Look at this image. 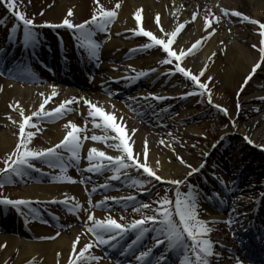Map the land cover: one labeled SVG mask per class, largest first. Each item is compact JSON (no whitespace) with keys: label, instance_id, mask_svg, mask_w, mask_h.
Wrapping results in <instances>:
<instances>
[{"label":"snow or ice","instance_id":"snow-or-ice-1","mask_svg":"<svg viewBox=\"0 0 264 264\" xmlns=\"http://www.w3.org/2000/svg\"><path fill=\"white\" fill-rule=\"evenodd\" d=\"M95 8L92 11V15L89 19L83 20L80 23H75L73 20L74 10L68 8L65 16L58 23L50 21H43L37 25L34 17H27L25 11L17 10L18 5L16 0H0L7 10L14 15L17 23H14L9 29L8 41L10 43H17V33H19V45L24 52H34L39 48L41 44V33L38 28L48 27L51 29H66L69 30L75 41V46L84 50L87 57L90 60H99V50L101 48V42L96 39L97 33L106 34L110 30V25L117 18L118 9L121 7L120 0H116V4L112 8H106L100 3V0H93ZM175 11V10H174ZM143 8H137L133 13L136 27L128 30L135 36H140L146 39V42L135 46L131 51H143L159 48L164 54L162 59L158 60L159 65H172L165 70L162 75L173 76L180 74L185 80L190 81L191 90L181 94L182 98L189 96H199L202 98L201 102H206L217 112L222 113L229 119V123L235 128L237 126L236 119L232 118L229 109L222 106L219 103L213 101V90L209 86L210 82H214V77L208 75L205 80L201 77L205 75L208 68V62L212 61L216 56V52L213 51L208 56L207 61L199 69L198 72L193 71L185 66H182L181 61L187 56L192 55L196 50L203 46L202 42H207L209 38L213 36L217 31V25L220 22V17L214 16L209 10L208 14L203 17V29L205 35L200 36L191 45L185 49L183 47H173L174 42L177 39L178 34L185 28V25L190 21L185 20L178 23L174 29L165 31L161 26L160 13H156L154 22L159 30V35L151 30H147L141 26ZM221 12L223 16H234L240 18L244 22H250L254 25H258L259 42L258 45L253 43L251 47L253 49L258 48V59L251 65L250 71L244 77L243 83L240 85L236 95L239 97L240 93L244 90V87L253 79L254 74L257 71L264 72V22L258 19H253L249 15L239 10H230L228 8H222ZM43 14V10H41ZM211 17V19L209 18ZM197 18V12H192L191 21H195ZM5 24L4 20H0V26ZM107 38V37H105ZM62 41V37H58ZM220 51L226 54L227 46L224 41L220 42ZM133 75L124 77L126 80H138L142 77H146L150 73L158 71L157 68L148 70L136 71L131 65L128 66ZM9 75L17 76L20 78H38L35 73L32 72L29 64L21 61L17 69H7ZM3 72H0L2 75ZM119 80L121 78H112ZM0 85V90H2ZM111 89L108 90V95H113ZM39 96L42 97V102L39 104L38 109L31 111L30 114H25V110L20 106V102L17 100L14 103H10L9 107L13 110H19V120H14L11 115L7 118L13 123L18 125L17 140L14 148L10 153L6 155L4 159V167L0 168V188L5 184L15 183L16 178H23L24 176L31 175L32 172H40L41 169L36 168L33 161H39L46 164L49 168H59V174H49L53 181L58 182H72L75 183L74 177L68 174V168L77 167L79 170V162L81 160V153L85 140L105 142L108 148L114 149L118 154L111 155L104 150L95 146L88 147L84 159L88 162L86 165V171L91 173H102L107 170L112 173L109 179L120 180L123 176L130 179V186L137 187L141 191H148L145 185L155 182H163L174 188V198L168 195L167 190L163 196H157L155 200L149 202L138 201L135 195H129L127 197H108L104 196L101 200L95 202L92 201L89 195L88 207H84L81 202L76 200L75 197H68L67 195L63 200L57 201L52 199V203H60L66 206V210L69 213H74L79 216L80 212L86 213V220L84 222L85 233L91 234V238L86 242L82 241L81 235L77 234L71 243L70 254L66 261V264H93V262L99 261L100 256L94 255L91 250L95 247L107 246L112 249H120L119 254L121 256L132 255V260L129 264H167L168 257L174 256L176 264H211V258L215 255L214 241L210 238V233L213 228L210 226L212 223H219L217 220H206L200 217L199 208L202 201L212 202L218 200L220 203L225 201L219 197V194L204 193L200 189L199 185L192 184L189 180L190 177L196 174H200L202 169L205 168L207 161H201L198 166L194 167L192 164L187 163L183 157L176 154V159L188 169L186 174L179 179H171L166 176L158 174L161 167L159 159L154 163L149 160V146L148 141L145 138L142 142V148L139 151H134L133 145L135 140L132 139L137 129L126 128V122L124 118L117 117L115 114V106L112 105V111L105 110L103 105H99L85 97H70L60 101L56 107L46 109L45 106L52 101L53 97L58 96V90L55 85L51 86L50 95L45 96V93L40 92ZM149 97L156 101L167 99L168 97L159 96L154 93H149L143 99L147 100ZM264 99V97H260ZM81 102L86 106L87 111L84 118V124L78 125L77 123L69 120L64 125L67 129L63 138L51 147L33 148L31 146L33 138L42 129L37 127L41 121H51L58 119L74 109L73 105H79ZM237 113L240 110V103L237 99L236 103ZM258 111V109H255ZM7 115V114H6ZM91 123L94 129H101V135H97L95 132L91 136H88L87 126ZM227 127V125H225ZM34 129V130H33ZM169 135H171L169 133ZM201 135H205L201 133ZM175 137L172 138L175 141ZM223 139V137H222ZM243 139L253 144L254 141L247 135L243 136ZM159 144L164 145L171 149L175 153V147L172 143L165 144V140L161 139ZM264 148V145H258ZM194 147V145H193ZM215 147V144L213 145ZM204 156L210 155V153H203ZM132 172L136 178L129 177V173ZM142 172V175H141ZM218 182L222 185L224 182L216 176L215 172L212 173ZM205 182H207L206 178ZM80 183H86V179L81 177ZM110 185L105 182L102 185H93L91 192L94 193L97 189L108 188ZM182 187H186V191L182 190ZM225 190L228 191L227 185H224ZM71 201V202H70ZM112 201L116 204H121L124 208L134 204L132 208L133 212L141 213L139 218L131 219L128 222H120L124 220L121 216L120 220L111 215H105L103 218H99L94 214V209L104 208L106 206L110 208L108 202ZM35 203H40L39 200ZM33 201L31 199L18 198L11 199L8 196L0 195V205L14 207L21 216H25V222L27 223V216L24 211V206H29L28 214L32 215L35 219L36 209L31 207ZM151 212V214H148ZM229 225L235 223V220L231 217L223 221ZM60 235L59 232L54 236L38 237V239H54ZM131 235V239L125 240L126 237ZM145 239L151 240V245H145ZM120 241H124L123 244ZM7 242L0 244V248L5 247ZM78 244L80 247L78 248ZM155 249H162L158 254L154 252ZM57 257L60 253L57 252ZM25 264H35V257L27 260ZM59 264V261H57ZM116 264H121L118 259ZM239 264V261H238Z\"/></svg>","mask_w":264,"mask_h":264},{"label":"bare ground","instance_id":"bare-ground-1","mask_svg":"<svg viewBox=\"0 0 264 264\" xmlns=\"http://www.w3.org/2000/svg\"><path fill=\"white\" fill-rule=\"evenodd\" d=\"M79 0H74V3H78ZM216 2L213 1L212 4L208 3V0H122L121 10L119 12L118 19L114 24V35L110 38L109 43L107 44V48L104 51V60L102 61V70H105L109 74L119 75L122 74L117 71H112L114 65L111 62L114 59H119L122 55H125L122 51H130L133 47L139 45L141 40H136L135 35H133L130 31L133 27H136L133 13L137 8L142 7V21L141 26L145 27L147 30H151L157 35H159V30L157 25L154 22L155 14L158 12L161 16V26L165 29V31H170L175 22H183L185 20H189L190 22L186 24L184 31L179 36L176 47H183L187 49L191 43H193L198 37L205 35V31L203 29L204 19L203 17L208 14L209 10L214 16H218L220 14V22L221 24L213 25L217 27V33L213 34L211 38H209L208 42H206L205 46L195 55L185 60V63L188 67L192 69H198L203 66V64L207 61L208 56L211 55L213 51L216 52V56L222 53V56L216 60V56L211 61V65L209 66L211 69L208 71V75H212L216 79L225 80L226 83L232 84L236 89L238 88V80L241 78L244 79L246 74L250 71L251 65L256 61L254 59V52L250 51L246 47V43L248 41L257 42L260 38L255 32L257 31V26L253 25V29H249V25H238L233 20L240 19L232 16H223L220 8L218 11H214L213 5ZM226 8H229L230 12L232 10H239L253 19L264 20V0H224ZM227 5V6H226ZM69 0H60L55 4L54 7L50 8L46 11V21L58 23L62 20V18L66 14V10L68 9ZM85 4H83V7ZM82 4L79 5V9H81ZM210 7L212 9H210ZM78 7L74 4V12H79ZM175 10V11H174ZM197 12V18L193 22L190 20L192 12ZM76 16V15H75ZM74 16V18H75ZM211 19V17H209ZM241 20V19H240ZM242 21V20H241ZM219 22V23H220ZM244 22V21H242ZM231 23H234V26L231 27ZM236 24V25H235ZM248 27V28H247ZM230 29L231 31H229ZM223 40L224 44L227 46L226 54L220 51L221 45L220 41ZM112 52H115L112 53ZM23 53H25L23 51ZM112 54L116 55L111 57ZM41 56V55H40ZM78 58V57H76ZM159 58L158 53H152L151 55L137 57L133 60L127 62L128 65H131L134 69H143L148 68L150 65ZM116 60V61H117ZM210 62V61H207ZM110 64V65H109ZM115 65H117L115 63ZM122 70L124 67L121 66ZM61 69H58L57 72H61ZM161 72H165V68H161V71L156 72L154 75H161ZM262 72V71H261ZM264 74V72H262ZM84 76L82 74H69L67 76H63L59 79L61 82H71L77 84H84L86 81L83 79ZM84 81V82H83ZM99 83V82H98ZM0 85H2V90H0V109L5 112L12 113L13 109L9 107L10 103H14L15 101L20 102V106L24 108L27 113L34 111L38 108L39 104L42 102V97L39 96L40 92L45 93V96L50 95L51 87L48 88L44 85H22L16 82L4 80L0 77ZM96 85V83H94ZM261 83L256 79L251 80L249 84L246 86L243 97L245 98L244 102H255L259 101L260 97L264 96V91H259V87H261ZM92 87V86H91ZM94 88V87H92ZM99 90V87L96 86ZM95 89V88H94ZM105 89V88H104ZM101 90V88H100ZM94 91V90H93ZM75 88H72L70 92H64L63 94H59L57 97L53 98L52 101L49 102L48 105L53 107L58 102L62 101L64 98L66 99L69 93H75ZM255 92H259V94H255ZM92 93V92H91ZM94 91L93 96H99L105 110L112 111L111 103L116 106L114 109L117 117L125 116V120H127L129 114L126 113L125 106L120 102V94H113L114 100H109L108 95L104 94L97 95ZM221 103L227 104L225 100L220 99ZM256 105V103H254ZM81 106V112L83 114L86 113L87 108L81 102L79 104ZM77 107L78 105H74ZM56 107V105L54 106ZM260 105H256L255 107L250 109V114L246 115L243 119H248V123H252L253 119L250 116L259 111ZM255 109H258L255 110ZM248 109L244 106L242 112H246ZM131 115V114H130ZM141 120L144 128H149L147 125L148 122L136 114ZM244 116V115H243ZM149 121V120H148ZM66 124V120L55 123L53 125H47V127L52 131L51 134L53 136H49L46 134V138L52 143L58 142V140L63 137L67 129L64 127ZM149 125V124H148ZM145 131V130H144ZM187 131L192 136L201 135L203 131L197 126H190ZM50 133V132H49ZM144 134V133H143ZM150 139H156L155 133L148 134ZM255 138V136H254ZM264 138V137H263ZM138 141H142L139 139ZM14 138L11 131L8 129L0 130V150H5L11 147L14 144ZM165 144H168L165 142ZM264 145V144H263ZM95 146L101 149L102 143H94L93 141H89L88 145H85V152L88 147ZM149 146V160L154 163L155 160L159 159L161 164V175L171 178V171L176 173H186L188 170L185 169V166L180 162L171 159L173 156V152L170 148L162 145L163 153H161L158 147L152 142H148ZM142 148V143L137 144V150L139 151ZM106 153L115 154L116 151L114 149L108 148L106 149ZM85 161V165L82 168L86 169L87 161ZM257 186L253 187H245L239 190L235 195V202L232 205L234 208L233 215H236L237 219L240 218L241 214L244 213L246 208H248L249 203L252 201L251 199H247L246 196L252 195L256 193ZM91 191L89 188H85L84 191H81L79 186L73 185H32L25 188V191H20L22 198L27 199H42V200H52L55 198L57 201L63 200L65 196L75 197L76 200L84 204L86 206L85 196L86 194H90ZM99 200V197H96L93 202ZM71 202V201H70ZM206 210H208L210 216L215 219L218 216H214L211 212V207L205 203L201 202ZM253 205V202H252ZM66 207V206H65ZM94 214L103 218L106 214L102 212L100 208H96L93 210ZM63 212V211H62ZM76 219L85 222L86 213L83 211L80 212L79 216L74 215L71 218L70 222H74ZM80 232H84V229L78 230V227H74L71 230V235L67 232H62L60 236L55 238L54 240H43V241H28L20 238L13 237L9 234H5L2 236L3 240H7V247L4 251V257H8L16 246H21L19 250V255L17 256L14 264H23L25 261L30 259L31 257H43L44 262L40 264H55V262L59 259L63 260V262L69 257L71 243L74 240L75 236ZM81 235V234H80ZM82 241L86 242L81 235ZM57 252L60 253L61 258L57 257ZM66 262V261H65ZM64 262V263H65ZM99 264H107V262L101 261Z\"/></svg>","mask_w":264,"mask_h":264},{"label":"rangeland","instance_id":"rangeland-1","mask_svg":"<svg viewBox=\"0 0 264 264\" xmlns=\"http://www.w3.org/2000/svg\"><path fill=\"white\" fill-rule=\"evenodd\" d=\"M58 1L60 0H16V3L18 5L17 10H23L25 11L26 15L34 17L36 19H38L40 22L46 21V11H48L50 8L54 7L56 3H58ZM110 3L111 5H115L116 4V0H100V3ZM122 2V0H120V3ZM69 4L70 6H68V8H73L74 10V4L76 7H78L79 9V5L82 4L81 9H79V12L75 13L74 12V16H73V20L74 21H80L82 20L84 17L88 16L89 13L92 11L93 9V5L94 2L93 0H79L78 3H74V0H69ZM83 4H85V6L83 7ZM212 4V3H211ZM222 4V3H221ZM219 4V5H221ZM122 6V5H121ZM216 10H218V7L214 4L213 5ZM121 8V7H120ZM119 8V9H120ZM118 9V10H119ZM41 10H43V14H41ZM246 14V13H245ZM247 15V14H246ZM261 22H264V20ZM179 22H175V24L177 25ZM231 27L234 26L232 23L230 24ZM238 25H244V24H238ZM246 25H249V29H253V25L252 23H246ZM257 27H259L258 25H256ZM247 27V28H248ZM175 28V27H174ZM173 28V29H174ZM229 31H231L230 29H228ZM184 31V29L178 34L176 41L173 44V47L176 46L177 41L179 36L182 34V32ZM253 32L256 33L259 36L258 31L255 32V30L253 29ZM4 33H6V31H4ZM136 40H141V44L146 42V39L143 37L138 36L136 38ZM2 40H0L1 43ZM259 39L257 40V42H252V41H248L246 43V47L248 50L253 51L254 52V59L257 60L258 59V48L257 49H253L251 47V45L253 43H256L258 45ZM203 44V42H202ZM66 46V45H65ZM205 46V43L203 44V46L201 48H199L198 50H196L192 55H189V57H186V59L192 57L193 55L197 54L203 47ZM155 53L159 54V58L154 61L152 63V65L154 64H158V60L163 58V53L156 48V50L154 51ZM222 56V53L220 54ZM220 55L216 56V60H218V58L220 57ZM183 61H181L182 66L183 65ZM212 64V63H211ZM210 64V65H211ZM159 65V64H158ZM209 65V66H210ZM166 66V65H163ZM186 67V66H185ZM33 68L36 69V71H42L41 73V79L43 82H47V81H56V80H51L50 78H46L47 72L46 70L43 71L41 66H34ZM190 68L193 73L198 72L200 68L198 69H192ZM211 68L208 67L206 72H205V76L203 77L204 79H206V77L208 76V71ZM85 80V78H83ZM254 79H256L257 81H260L262 86L259 87V91H264V76H262L261 74L256 75L254 77ZM84 82V81H83ZM243 82V78L238 80V88L235 91V88L233 87L232 84L226 83L225 80H219L216 79L214 77V82H210L209 86L212 87L213 90V101L215 103H219L224 107H227L229 109V113L231 115L232 118L236 119L237 121V126L234 128L232 126V124L229 123V119L226 118L224 115H216L215 117H205L204 115H200L197 118L194 119V116L191 120H183V118L187 117V116H191L193 113L197 112L196 110H194V108H198V98L192 97L191 101L186 104L183 105L180 109L176 110V114L174 115V117L172 119H170L169 121H166L164 123H158L159 126L157 127H152L151 125H149V128H144V126L142 125V123L135 117H133L132 115L129 114L128 110H124L126 111V113L129 114V116L127 117L128 119L125 120V116L124 121L126 122V128L127 129H131V128H135L137 129V131L132 134V139L135 140V144L133 145L134 147V151H138L137 150V144L142 143L143 140L146 138L148 142L152 141L159 149V151L161 153H163L162 150V145L159 144V141L161 139H164L165 142L167 143H172L173 147H175V153L172 155L173 157L171 159H174L176 161H178L176 159V154H179L181 157L184 158V160L187 163L192 164L194 167L198 166L199 163L205 159V156L203 155V153L207 152V150L213 148V142L215 143L216 138L225 135H229V139H231V144L234 141V143L230 146H228L225 149V155L222 154V156H220L222 158V161H220L219 163V167H226L227 168V172H225V175H231L235 172H237V169H242L244 165H242V163H245L247 159H249L248 157H251L255 154V152L257 153V156L260 157L262 160V163L264 162V148L259 147L258 145H263L264 144V99L259 100V101H255V102H244L245 98L243 97V92L244 90L240 93L239 97H237L236 93L240 87V85ZM47 87V85H45ZM86 86V87H84ZM49 88V87H48ZM246 88V86L244 87ZM164 89V88H163ZM67 89L63 88V92H65ZM76 92L75 93H69L67 98L70 97H85L91 100V95L94 94V91L96 93L99 94V92L90 87L89 84L84 82V85L80 86V87H75ZM94 90V91H93ZM173 91H175L176 93H184L187 91L191 90V83L190 81L187 80H181V83L178 84L176 87H174L172 89ZM165 91V90H162ZM70 92V91H67ZM92 92V93H91ZM259 94V92H255V94ZM97 94V95H98ZM94 97V102H97L99 105H102V101L100 100V98L98 96H93ZM223 99L226 101V105L224 103H221L219 100ZM237 99L239 100L240 103V110L239 113H237V109H236V103H237ZM256 103V105H260L259 107V111L255 114H252L251 119H253L252 123H248V119H243L244 117H246V115L250 114V109L255 107L256 105L254 104ZM114 105L113 103H111V106ZM246 107L248 109V111L246 112H242L243 107ZM39 107V106H38ZM46 109H50V107L48 105L45 106ZM38 109V108H37ZM36 110V109H35ZM7 114V115H6ZM25 114H30L27 113L25 111ZM11 115L13 117L14 120H19L20 116H19V110H13L12 113L10 112H5L2 109H0V130L2 129H9L13 135L14 138V142H16L17 140V135L16 133L18 132V125L13 123L12 121H10L7 116ZM244 115V116H243ZM65 119L67 121L71 120L75 123H77L78 125H83L84 124V118H82V116L80 114L75 115V112H73L71 115H66ZM56 121L53 120L52 124H54ZM225 125H228V127L226 128ZM88 126L90 128H88L87 130V135L91 136L93 134V132H95L97 135H101L102 130L101 129H94L91 125V123L88 124ZM190 126H197L198 128H200L203 133L205 135H197V136H192L187 129ZM37 127H40L42 130L40 132H38L36 134V136L33 138L32 140V144L31 146L33 148H42V147H46V146H52V142L49 141L46 138V134L48 133L51 134L52 131H50V129L45 126V125H38ZM34 130V129H33ZM145 130V131H144ZM50 132V133H49ZM144 133V134H143ZM149 133H155L156 134V139H150L148 134ZM169 133L171 135H169ZM247 135L249 136L254 143L253 144H249L247 143L244 139L243 136ZM49 136H53V135H49ZM255 136V138H254ZM175 137V141L172 140V138ZM139 139H142V141H138ZM87 141V140H85ZM94 143H102L101 149L104 150L106 152L107 149V144L105 142H100V141H93ZM89 143V140L87 141V145ZM213 144V145H212ZM194 145V147H193ZM15 143L9 147L8 149L5 150H0V167L2 165H4V159L6 158V155L8 153L11 152V150L14 148ZM164 146V145H163ZM242 147L243 150L241 153H237L238 149ZM260 150H257L259 149ZM236 153V154H235ZM82 154V153H81ZM118 154L117 152L114 154L116 155ZM219 156V154H216ZM81 161V160H80ZM179 162V161H178ZM257 162V161H255ZM183 165V164H182ZM185 166V165H184ZM213 167L216 168L215 165H213ZM59 169V168H58ZM77 169V167L73 166L68 168V174L71 175L72 177H78L77 174L75 172V170ZM185 169H187V167L185 166ZM255 170V174L253 176H250L249 178H247L243 184V188L245 187H253V186H257L260 187L261 185L264 186V164H262V166L260 168H254ZM224 170H222L223 172ZM103 173L106 175L105 178L99 179V182H107L108 184H111L114 180L109 179L112 175V173L110 171H103ZM131 173V172H130ZM171 179H179L182 178L186 173H176L171 171ZM224 173V172H223ZM158 174H162L161 173V169H159ZM86 176H90V174H84V177ZM129 177L134 178L132 175H129ZM25 178L26 181H22L18 184H16L14 187H8V186H3L2 188H0V193H4L7 195H10L11 197H20L21 194L20 191H25V188L28 186H32L33 184L37 183L35 181H30L27 177H23ZM224 178V177H223ZM263 178V179H262ZM192 179L194 181V184H198L200 189L203 188L202 186V181H201V176H192ZM225 181H227V178H224ZM123 181L128 182L130 181V179L127 178H123ZM89 183V182H88ZM152 183H155V181H153ZM40 184V183H39ZM43 184H55V185H73V186H83L82 183H80L78 180H76L75 183L72 182H58V181H43ZM147 186L149 185H145V187L147 188ZM185 189V187H183ZM242 188V189H243ZM128 191L125 194L128 195H132L130 192H135L138 193L139 189L137 187H132L128 186V189L125 190ZM167 192L168 195H171L172 192V188H169L167 186ZM165 194V191H162L161 189H159L156 193L153 192L151 195L147 196L146 199L142 200L143 202H149L152 200H155L157 198V196H163ZM108 197H110V194L107 195ZM247 199L250 198V196L246 197ZM108 205L111 206L110 208H108L107 206V215H111L113 217H115L116 219L120 220V217L123 216L124 220H121L120 222H128L131 219H134L133 216L136 215H141V213L139 212H133L131 211H126L125 208H123V206L121 204H116L112 201L108 202ZM112 205H114L112 207ZM39 208H42L39 206ZM48 214L47 213H43L42 209L39 210V213H42V215L39 216V220L38 221H32L31 226H30V230L33 234H35L36 236H43V237H48V236H54L55 233L59 232L60 235L62 232H67L68 234L71 235V230L74 228H70L71 225H68L66 223V221L62 218L57 216L54 212H62L63 208L61 206H57L55 208H51V209H47ZM53 214H55L57 216V221L62 222L61 225H57L55 224L52 219L50 218V216H54ZM200 215V213H199ZM203 218L205 219H209V214L208 212H206L204 210V213L202 214ZM54 216V217H56ZM54 220V219H53ZM12 218H8L7 219V223L10 227H12ZM213 228V231L210 233V238L214 241L215 244V240H217L218 237H221L220 239L223 238V240H229V238L231 237L230 235V228H229V224H224L220 223V224H211L210 225ZM75 227H78L82 229L80 224H77ZM84 229V228H83ZM5 234H9L13 237L16 238H20V239H24V240H28V241H33V239L31 238V233H27L24 229V231H22L20 228H17L15 226V228H10L8 230H6L5 232L0 233V244L4 243L5 241L8 242L7 240H3L2 236H4ZM79 234L82 235L84 240L88 239V236L91 237V234L89 233H85V232H80ZM59 235V236H60ZM57 238V237H55ZM54 238V239H55ZM52 239V240H54ZM120 243H122V241H120ZM7 247V244L5 247L0 248V264H14L15 260L17 258V256L19 255V250L21 248V246H16L13 249V252L8 256V257H4V251ZM80 247V245L78 244V248ZM91 252L94 255H98V256H102L103 254V250L100 247H95L91 250ZM33 258V257H31ZM30 258V259H31ZM61 258V257H59ZM43 257H39L36 258L35 260H37L36 264H40L44 262ZM68 259V257H67ZM67 259L65 261H67ZM29 260V259H28ZM59 261V264H63V260L59 259L57 260ZM57 261L55 262V264H57ZM100 261H105L104 259H100ZM93 264H96L93 262ZM110 264V263H108ZM123 264H127V262L123 263Z\"/></svg>","mask_w":264,"mask_h":264}]
</instances>
